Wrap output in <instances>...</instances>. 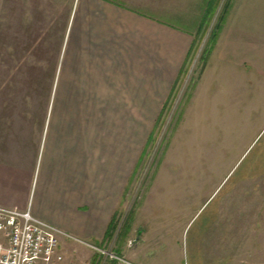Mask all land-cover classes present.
<instances>
[{
	"label": "rangeland",
	"instance_id": "obj_1",
	"mask_svg": "<svg viewBox=\"0 0 264 264\" xmlns=\"http://www.w3.org/2000/svg\"><path fill=\"white\" fill-rule=\"evenodd\" d=\"M71 2L0 0V204L22 209L28 182L43 179ZM167 5L196 45L167 107L126 137L113 230L99 250L63 249L67 264H123L102 251L136 264H264V0ZM238 37L254 50L221 47Z\"/></svg>",
	"mask_w": 264,
	"mask_h": 264
},
{
	"label": "crops",
	"instance_id": "obj_2",
	"mask_svg": "<svg viewBox=\"0 0 264 264\" xmlns=\"http://www.w3.org/2000/svg\"><path fill=\"white\" fill-rule=\"evenodd\" d=\"M169 7L167 0L70 4L52 94L60 109L49 111L38 151L48 156L43 179L28 182L22 209L0 204L30 209L71 235L61 237V250L105 240L125 194L126 137L135 120L158 117L177 85L195 33L173 23L187 20ZM241 38L221 47L254 50Z\"/></svg>",
	"mask_w": 264,
	"mask_h": 264
},
{
	"label": "built area",
	"instance_id": "obj_3",
	"mask_svg": "<svg viewBox=\"0 0 264 264\" xmlns=\"http://www.w3.org/2000/svg\"><path fill=\"white\" fill-rule=\"evenodd\" d=\"M61 237L73 238L57 226L33 215L30 209L0 206V264H67ZM81 243L99 250L89 242ZM108 254L123 264L134 262Z\"/></svg>",
	"mask_w": 264,
	"mask_h": 264
},
{
	"label": "trees",
	"instance_id": "obj_4",
	"mask_svg": "<svg viewBox=\"0 0 264 264\" xmlns=\"http://www.w3.org/2000/svg\"><path fill=\"white\" fill-rule=\"evenodd\" d=\"M212 2H213V1H211V2L208 3V7H215V6H217L215 3H212ZM195 45H196V39H195V41H194V43H193V46H192L191 51H190V53H189V56H188V58H187V62L185 63V66L183 67V70L181 71V75H182V73H183V71H184V68L186 67V65H187V63H188V60H189L190 55H191V53H192V49L194 48ZM179 80H180V78H179ZM179 80H178V82H179ZM178 82H177V84H178ZM175 87H176V86H175ZM175 87H174V89H173L171 95L173 94V92H174V90H175ZM171 95H170V97H171ZM170 97L168 98V100H167L166 103L164 104L163 110L167 107V105H168V103H169V101H170ZM114 220H115V216L113 217V219H112V221H111V223H110V225H109V228H108V230H107V234H106L105 239L110 235L111 231L113 230L114 223H115Z\"/></svg>",
	"mask_w": 264,
	"mask_h": 264
}]
</instances>
